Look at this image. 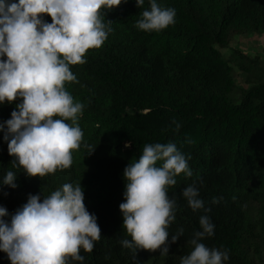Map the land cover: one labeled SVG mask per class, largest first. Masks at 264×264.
Wrapping results in <instances>:
<instances>
[{"label":"trees","instance_id":"obj_1","mask_svg":"<svg viewBox=\"0 0 264 264\" xmlns=\"http://www.w3.org/2000/svg\"><path fill=\"white\" fill-rule=\"evenodd\" d=\"M157 3L175 9V24L141 31L135 23L150 7L148 0L141 8L126 0L105 10L112 32L104 44L87 52L86 63L70 66L78 83L65 87L84 108L78 118L82 142L69 168L41 178L12 168L14 158L0 131V207L9 220L29 195L47 196L65 183H81L85 207L101 230L93 251L81 250L84 264H180L203 214L182 197L195 181L215 225L214 236L202 242L228 250L226 264H264V45L255 55L233 46L238 39L264 37V0ZM43 19L52 22L50 16ZM20 102L0 104V125ZM169 141L191 157L193 175L181 174L168 189L178 205L169 243L177 229L184 235L170 243L167 257L159 250L134 255L120 243L130 239L119 208L123 172L139 159L144 144ZM9 170L17 174L15 189L2 183ZM213 197L218 204L211 203ZM0 264H11L4 252Z\"/></svg>","mask_w":264,"mask_h":264},{"label":"clouds","instance_id":"obj_2","mask_svg":"<svg viewBox=\"0 0 264 264\" xmlns=\"http://www.w3.org/2000/svg\"><path fill=\"white\" fill-rule=\"evenodd\" d=\"M123 2L0 0V104L21 101L0 125L14 158L12 168L41 178L71 166L72 152L82 142L78 118L84 104L74 101L66 90L67 83H78L70 66L86 63L87 52L104 44L112 32V22L104 21V12ZM144 3L136 0L137 8ZM148 4L135 23L137 29L159 32L175 24L174 8L161 6L157 0ZM45 15L51 23L43 19ZM172 124L179 132L180 123L173 119ZM190 159L174 142L147 143L139 159L125 167L124 202L119 208L130 239L120 243L134 255L138 250H159L167 257L170 243L184 235L182 228L177 229L169 243V227L176 220L178 205L168 189L181 174L193 175ZM16 180L17 174L9 170L2 183L15 189ZM182 197L193 212L203 214L200 230L186 242L191 250L180 257V264H226L228 250L202 242L214 236L215 225L195 181L183 189ZM84 201L81 183H65L47 196L29 195L9 220L5 219L7 210L0 207V252L6 253L11 264H84L81 250L91 253L101 238L97 217L89 213ZM211 203L218 204L219 199L213 197Z\"/></svg>","mask_w":264,"mask_h":264},{"label":"rangeland","instance_id":"obj_3","mask_svg":"<svg viewBox=\"0 0 264 264\" xmlns=\"http://www.w3.org/2000/svg\"><path fill=\"white\" fill-rule=\"evenodd\" d=\"M263 37H246L242 39H238V41L233 46H238L242 51L247 53L248 55H255L260 52L263 47Z\"/></svg>","mask_w":264,"mask_h":264}]
</instances>
